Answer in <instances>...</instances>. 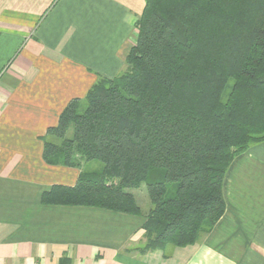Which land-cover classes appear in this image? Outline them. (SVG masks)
Listing matches in <instances>:
<instances>
[{
	"label": "trees",
	"instance_id": "trees-1",
	"mask_svg": "<svg viewBox=\"0 0 264 264\" xmlns=\"http://www.w3.org/2000/svg\"><path fill=\"white\" fill-rule=\"evenodd\" d=\"M136 28L126 69L99 76L42 136L46 163L81 172L41 203L142 215L145 184L144 254L207 235L232 162L264 142V0H145Z\"/></svg>",
	"mask_w": 264,
	"mask_h": 264
},
{
	"label": "crops",
	"instance_id": "crops-1",
	"mask_svg": "<svg viewBox=\"0 0 264 264\" xmlns=\"http://www.w3.org/2000/svg\"><path fill=\"white\" fill-rule=\"evenodd\" d=\"M145 0H0V264H264V142L226 173V211L202 239L139 253L142 215L44 205L80 168L50 165L42 136L99 76L126 69Z\"/></svg>",
	"mask_w": 264,
	"mask_h": 264
},
{
	"label": "rangeland",
	"instance_id": "rangeland-1",
	"mask_svg": "<svg viewBox=\"0 0 264 264\" xmlns=\"http://www.w3.org/2000/svg\"><path fill=\"white\" fill-rule=\"evenodd\" d=\"M69 135H72V131L69 132ZM252 146H254V145H252ZM252 146H251V147H252ZM98 166H101V167H102L101 163L98 162V161H96V162H92V163L89 165V168H90V169L93 168V167L96 168V167H98ZM145 187H146V185L143 184V185H142V189L139 190V193L142 192V190L146 193V191H145ZM140 194H141V193H140ZM146 195H147V194H146Z\"/></svg>",
	"mask_w": 264,
	"mask_h": 264
}]
</instances>
